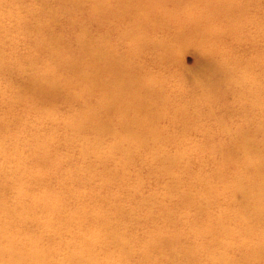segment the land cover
Listing matches in <instances>:
<instances>
[{
  "label": "bare ground",
  "instance_id": "bare-ground-1",
  "mask_svg": "<svg viewBox=\"0 0 264 264\" xmlns=\"http://www.w3.org/2000/svg\"><path fill=\"white\" fill-rule=\"evenodd\" d=\"M39 1V11L24 14L15 9L13 0H0V71L17 81L0 93L8 104L0 112L3 126H8L17 103L30 109L48 107L51 113L64 103L76 109L64 122L68 136L93 137L102 146L105 136L112 135L107 155L149 154L151 160L144 166L151 169L157 167L154 158H164L160 167L168 172L176 160L199 158L197 171L187 165L185 180L200 186L201 201L196 218L184 224L188 232L177 234L176 225L163 223L166 232L151 235L146 247L163 254L159 264H237L230 253L219 257L215 248L218 233L232 235L211 206L212 198L223 196L225 216L231 215L228 207L236 201L250 211V251L256 258L252 264H263L264 0H192L196 3L190 5L191 0ZM31 14L44 17L33 24ZM19 34L29 47L23 57L13 54L10 45L18 43ZM187 42L200 48L203 65L196 73L202 81L174 87L171 78L177 75L167 68L179 65L177 52ZM130 46L145 48L147 53ZM252 50L260 54L255 56ZM17 90L25 95L10 100L18 96ZM225 98L232 99L241 112L227 108ZM234 117L241 119L230 126ZM211 119L216 120V130L205 129ZM197 135L213 140L203 144L204 138H192ZM170 144L175 145L174 152L168 150ZM10 147L3 148L4 154ZM220 156L226 159L220 162ZM210 162L212 168L207 169L205 164ZM209 194L213 197L207 200ZM156 211L149 209L146 222L155 224L151 214ZM194 237L201 242L191 248L186 242ZM227 248L231 250L229 244ZM7 252L10 258L3 264H45L36 250L24 255L0 246V256Z\"/></svg>",
  "mask_w": 264,
  "mask_h": 264
},
{
  "label": "rangeland",
  "instance_id": "rangeland-1",
  "mask_svg": "<svg viewBox=\"0 0 264 264\" xmlns=\"http://www.w3.org/2000/svg\"><path fill=\"white\" fill-rule=\"evenodd\" d=\"M13 1L15 9L24 14L36 9L39 11L41 7L39 0ZM86 1L89 3L91 0ZM193 2L189 1L188 5ZM194 7L188 6L187 9ZM31 15L28 18L33 24L44 17L42 14ZM17 38L18 43L11 42L10 45L13 54L19 53L23 57L28 54L29 47L24 44L23 35L19 34ZM28 38L33 40L35 36L29 35ZM184 45L177 52L179 65L167 68L177 75L171 78L174 87L179 84L185 86L186 82L199 85L202 81L196 73L203 65L200 48L194 42ZM130 47L139 53H147L145 48ZM252 54L260 53L252 50ZM7 60L15 63L11 57ZM180 71H184V75H180ZM9 75L0 71V93H4L7 86L16 84L17 81L13 82ZM12 77L16 79L19 75L12 73ZM24 92L17 90L15 94L18 96L12 95L10 100L25 95ZM4 96L0 97V112L8 109ZM222 100L230 110L241 112L237 111L232 99ZM45 108L30 109L17 103V111H12L8 126H3L0 121V246L24 255L36 250L45 264H159V257V261H164L163 254L146 247L147 239L158 230V233H165L167 229L161 226L163 223L176 225L177 234L186 235L188 232V229L184 230V224L188 225L196 218L201 201L198 195L200 186L185 180L187 165L191 164L197 171L201 165L199 158L176 160L171 172L160 167V164L162 167L165 165L164 158L159 161L154 158L157 167L146 168L144 162H150L149 154L135 158L124 157L123 152L105 154L113 143L112 135L105 136L102 146L93 137L85 140L81 136H68L64 122L76 111L71 110L72 106L61 103L54 113ZM240 119H230V126ZM211 120L205 129L216 130V120ZM163 126L170 129L166 124ZM256 135L261 137L259 133ZM192 138L199 141L204 138L203 144L213 140L209 138L206 141L203 135ZM214 139L222 141L225 138ZM6 147H10L8 155L3 151ZM175 149V145H168L170 152ZM101 155H106V158ZM225 159V156H220L217 160ZM205 167L211 169V162ZM112 171L117 174L111 176ZM211 197L213 194H209L207 200ZM237 202L228 207L231 215L225 216L223 208L227 199L221 196L211 200V206L217 210L218 221L225 219L227 228L232 230V235L226 234L225 237L218 233L215 248L219 257L226 252L237 264H252L256 258L250 251L252 238L248 218L251 213ZM150 208L157 210L151 214L156 218L155 224L146 222ZM188 239L190 242L186 243L191 248L201 242L196 237ZM179 244L181 246L182 241ZM9 254L0 256V264L10 258Z\"/></svg>",
  "mask_w": 264,
  "mask_h": 264
}]
</instances>
